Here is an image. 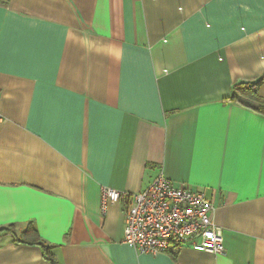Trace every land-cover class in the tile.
Segmentation results:
<instances>
[{"label": "crops", "instance_id": "1", "mask_svg": "<svg viewBox=\"0 0 264 264\" xmlns=\"http://www.w3.org/2000/svg\"><path fill=\"white\" fill-rule=\"evenodd\" d=\"M264 0H0V264H264ZM264 102V81L258 89ZM205 193L225 253L124 243L162 173Z\"/></svg>", "mask_w": 264, "mask_h": 264}, {"label": "built area", "instance_id": "2", "mask_svg": "<svg viewBox=\"0 0 264 264\" xmlns=\"http://www.w3.org/2000/svg\"><path fill=\"white\" fill-rule=\"evenodd\" d=\"M118 202L125 206L124 243L138 254H165L186 244L210 255L225 253L223 231L212 219L213 203L202 191L175 185L163 172L138 194L102 189L103 213Z\"/></svg>", "mask_w": 264, "mask_h": 264}, {"label": "trees", "instance_id": "3", "mask_svg": "<svg viewBox=\"0 0 264 264\" xmlns=\"http://www.w3.org/2000/svg\"><path fill=\"white\" fill-rule=\"evenodd\" d=\"M263 81L264 79H260L254 82H240L234 84L232 88L233 95L231 100L240 104L243 107L252 109L264 115V102L260 99L258 94V89L260 87L261 82ZM2 233L11 234L13 235L14 239H18L13 226L1 228L0 234ZM18 241L28 245L39 246L42 249L46 259L51 264H57L54 259V256L52 255V247L46 245V243L41 240L34 227L30 226L27 231L21 234V237Z\"/></svg>", "mask_w": 264, "mask_h": 264}]
</instances>
